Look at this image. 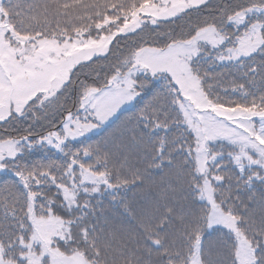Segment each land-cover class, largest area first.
<instances>
[{"label":"snow or ice","instance_id":"1","mask_svg":"<svg viewBox=\"0 0 264 264\" xmlns=\"http://www.w3.org/2000/svg\"><path fill=\"white\" fill-rule=\"evenodd\" d=\"M19 8L0 0V172L15 178L0 183V195L7 193L0 201V264H106V230L92 202L109 196L118 207L128 185L162 168L175 171L183 200L173 203L166 190L141 212L137 251L156 253L158 264H264V192L258 222L233 192L264 188V94L257 98L239 85L233 92L240 98L225 90V99L201 74L204 64L219 62L252 80L264 76V62L255 63L257 55L264 60V0L214 6L210 0H43L27 13ZM186 17L179 34L145 38L159 21ZM93 64L108 68L102 79ZM93 74L90 82L80 79ZM148 94L111 143L73 146ZM49 112L60 117L59 127ZM37 146L54 150L59 162H21ZM132 150L143 167L129 164ZM128 213L135 215L125 206ZM216 232L218 247L205 259L204 236ZM133 259L142 264L135 253L129 264Z\"/></svg>","mask_w":264,"mask_h":264},{"label":"trees","instance_id":"2","mask_svg":"<svg viewBox=\"0 0 264 264\" xmlns=\"http://www.w3.org/2000/svg\"><path fill=\"white\" fill-rule=\"evenodd\" d=\"M154 1V0H153ZM67 2L72 3L73 0H67ZM100 2L103 3L104 0H81L83 4H92ZM109 2H113V0H109ZM120 2H126L128 4L132 3H139L140 0H120ZM235 2V0H232ZM3 3L8 4L9 0H4ZM13 5L19 4L20 8L18 9L22 13L28 12V6L33 4H42L43 0H11ZM211 5L222 4V0H210ZM80 11L84 14L85 18L88 17V11L85 9H80ZM109 11H112L109 8ZM207 14V10L205 12ZM123 17H121L122 21ZM187 17L185 20H175V18L169 20H163L156 29L155 33H145V38L149 41L153 38L158 40H163V35H157L158 33H168L171 32L173 29L177 34L180 33L181 28L185 26ZM192 19H195L193 17ZM175 20V23L172 21ZM121 21H118L121 22ZM69 21H62V23H70ZM76 23H79V20H75ZM91 22V21H89ZM53 28L56 27L55 22L51 25ZM149 28H153L155 26H148ZM235 31V29H233ZM243 32V28L240 29ZM93 36L96 35V30L92 28ZM133 35H129L132 37ZM129 44L132 43V39H128L127 41ZM147 46V45H145ZM111 47V46H110ZM119 49L123 51L124 43L122 42L119 46ZM96 58H94L95 60ZM264 62L262 58L257 55L256 56V64H260ZM91 63V62H89ZM93 68L96 72L99 73V77L102 79L104 77L105 72L108 71V68L104 64H93ZM202 75L208 80V83L211 84L215 89L216 92L220 93L227 99V95L225 94V90H227V94L232 97V99H239L241 93L239 91L233 92V88H237L239 85H243L245 90H250L251 92L255 93L257 98L264 94V76L261 74H256L254 80L249 79L242 69L238 70L235 67L227 66V63L220 64L219 62L215 64H204L202 69ZM81 80H87L90 82L91 79H96L95 74L92 77L81 76ZM151 94L146 95L143 99L138 98L136 102H134L133 106L127 110H124L119 118H117L109 127L102 129L98 134L84 138L76 142H72L73 146H79L82 143L88 142H95L101 141L104 142L106 139L109 143H111V135L113 132L118 133V129L123 128V126L127 123L129 116L136 109V105L139 104L140 106L143 103L147 102L150 98ZM251 100V97H249ZM61 104L64 103V99L62 98L60 101ZM67 107L71 108L73 112L76 109L72 106V101H67ZM64 115H67L65 112ZM49 118H54L56 120V125L59 127L60 124V117H53L52 112L48 113ZM31 119V118H30ZM47 122L45 121V124ZM41 128L39 126V121H37V131H40ZM161 135H164V130H160ZM0 134H3V129H0ZM12 135H16L15 132ZM127 135L129 137L132 136V132L127 130ZM129 155V164L132 166H140L139 160L135 154V151L132 150L128 153ZM60 156L51 149L40 148L37 146L32 152H25L23 157H21V162L27 163H41L49 164L53 161L59 162ZM85 163H88L87 159H85ZM122 163V161H121ZM108 167L113 171L119 170V165L114 164L112 162L109 163ZM127 172V169H124ZM15 178L12 176L11 173H2L0 174V183H11L12 180ZM233 184L236 183L235 180L232 181ZM173 188L175 191L173 192ZM169 191L173 194L175 199H173V203H178L179 201L183 200V196L180 193V185L179 181L177 180L175 171H170L167 168L162 169H148L145 179L143 182L137 180L135 184H130L127 186V191H122L118 197L122 203L116 207L113 205V201L111 197L105 196L102 199L96 201L94 200L93 204H98V207L95 211L98 214L102 215V219L99 221L101 225H103L105 231V241L101 244L102 249L106 252L107 261L106 264H129V257L132 253H135V256L138 259H141L142 264H158L160 257L156 253L149 254L146 251L140 250L137 251V245L135 240L138 239L136 236V225L138 222V218L141 212H147L152 209L155 202L160 198V194L164 191ZM56 189L53 188L52 192L55 193ZM234 193H239V199L237 203L243 201L244 204H250L252 206V210L256 214L257 222L260 218V213L262 211V206L260 203L261 200V192H264V188L260 187L257 184V187L253 190V192H248L245 188H233ZM7 193L4 195H0V201H3ZM255 197V200L252 197ZM233 199H237L236 196H233ZM125 206H129L135 212V215L132 213L125 214ZM241 211H244L243 204L241 205ZM3 215V208H0V216ZM95 222V221H94ZM98 231L100 229L98 228ZM220 233H212V234H205L204 236V249H205V256L204 258H208L209 250L214 252L215 248L218 247ZM110 245V246H106ZM131 264H135V259L132 260Z\"/></svg>","mask_w":264,"mask_h":264},{"label":"rangeland","instance_id":"3","mask_svg":"<svg viewBox=\"0 0 264 264\" xmlns=\"http://www.w3.org/2000/svg\"><path fill=\"white\" fill-rule=\"evenodd\" d=\"M3 1H4V0H2V2H3ZM153 2H159V0H154ZM141 18L147 20V17H144L143 14H141ZM169 19H172V18H169ZM162 21H163V20L159 21L158 23L160 24ZM149 25H150V26H154V25H152V24H149ZM138 30H139V29H137V31H138ZM128 35H131V33H129ZM110 46H111V45H110ZM94 58H95V57H94ZM94 58H93V59H94ZM133 104H134V103H133ZM133 104L127 106L124 110H127V109L131 108V107L133 106ZM124 110H123V111H124ZM101 130H102V129H101ZM101 130H99L98 132H94V133L89 134V136H88L87 138L92 137V136L98 134ZM81 139H84V138H81ZM73 142H76V141H73ZM225 143H226V142H225ZM45 148L50 149V148H48L47 146H46ZM2 173H5V172H0V174H2Z\"/></svg>","mask_w":264,"mask_h":264}]
</instances>
